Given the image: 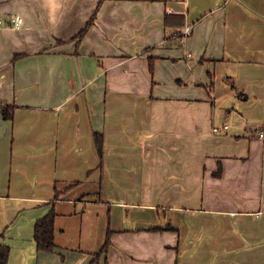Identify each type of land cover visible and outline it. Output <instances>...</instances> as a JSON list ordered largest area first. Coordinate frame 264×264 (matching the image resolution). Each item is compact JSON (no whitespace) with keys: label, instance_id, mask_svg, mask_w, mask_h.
Returning a JSON list of instances; mask_svg holds the SVG:
<instances>
[{"label":"crops","instance_id":"obj_1","mask_svg":"<svg viewBox=\"0 0 264 264\" xmlns=\"http://www.w3.org/2000/svg\"><path fill=\"white\" fill-rule=\"evenodd\" d=\"M99 2L0 0L6 264H264V0Z\"/></svg>","mask_w":264,"mask_h":264},{"label":"trees","instance_id":"obj_2","mask_svg":"<svg viewBox=\"0 0 264 264\" xmlns=\"http://www.w3.org/2000/svg\"><path fill=\"white\" fill-rule=\"evenodd\" d=\"M102 2V0H100ZM99 2V4L101 3ZM92 20L89 21L87 26L81 30L75 38L80 40L85 35L88 27L91 25ZM165 25L166 26H175V27H182L184 25V17L183 16H173L165 18ZM18 58V56H15V59ZM151 72H152V64L150 65ZM8 110V109H7ZM4 109V118L11 119V115H9ZM95 140V146L97 150V154L99 156L100 161L102 160L103 150H102V136L100 134L94 135ZM79 183L76 182L73 184L72 187L68 189H72L73 187L78 186ZM59 193L55 191V197H58ZM99 199V194L96 195V199ZM97 199V200H98ZM56 214L54 209L52 208L44 217L38 219L34 224V240L37 244V250L41 253H53L55 250V241H54V220H55ZM111 234V231H107V235L105 238V242L102 246L101 251L96 254L95 259L93 261V264L97 261L100 255L106 253L109 245L110 240L109 236ZM9 255V247L5 245H0V264H6L7 259Z\"/></svg>","mask_w":264,"mask_h":264},{"label":"built area","instance_id":"obj_3","mask_svg":"<svg viewBox=\"0 0 264 264\" xmlns=\"http://www.w3.org/2000/svg\"><path fill=\"white\" fill-rule=\"evenodd\" d=\"M23 24H24L23 19L18 15L10 17L7 23H3L2 21H0L1 27L12 28V29H19L23 26ZM191 34H192L191 26L190 25L184 26L180 35L178 36L179 43L183 44L185 40L191 36ZM187 57H189V55ZM213 131L215 132L216 129H214ZM258 137L260 139H263L264 132H260L258 134Z\"/></svg>","mask_w":264,"mask_h":264}]
</instances>
